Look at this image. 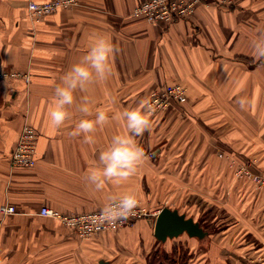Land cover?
I'll return each instance as SVG.
<instances>
[{
  "label": "crops",
  "instance_id": "crops-1",
  "mask_svg": "<svg viewBox=\"0 0 264 264\" xmlns=\"http://www.w3.org/2000/svg\"><path fill=\"white\" fill-rule=\"evenodd\" d=\"M48 1L0 0V208L14 207L0 212V257L9 264H161L150 262L153 253L171 252L175 244L156 240L153 218L81 239L41 214L42 208L68 215L98 211L108 196L133 191L144 204L164 200L158 210L176 209L196 222V209L182 207L197 204L192 199L234 219L205 230L209 245L198 252L190 242L187 260L173 264H264V182L256 180H264V58L257 59L252 46L264 36V0H203L192 16L170 24L132 16L144 0H76L31 20L29 2ZM93 35L115 45L113 73L106 83L77 92V104L88 96L93 113L104 108L111 116L146 105L163 87L187 88L186 102L161 116L152 157L145 153L134 177L103 192L86 174L112 136L126 131L122 123L110 121L89 144L70 135L81 119L75 106L59 131L47 120L53 81L86 54ZM240 98L248 101L244 108ZM26 121L39 135L36 162L12 169ZM136 139L139 145L148 140L144 134ZM184 190L189 199L183 203Z\"/></svg>",
  "mask_w": 264,
  "mask_h": 264
},
{
  "label": "clouds",
  "instance_id": "clouds-1",
  "mask_svg": "<svg viewBox=\"0 0 264 264\" xmlns=\"http://www.w3.org/2000/svg\"><path fill=\"white\" fill-rule=\"evenodd\" d=\"M90 39L91 44L86 54L71 65L58 83L53 81L54 92L47 110V120L51 130L59 131L65 121L71 118L72 112L69 110L75 106L81 119L70 135L83 136L84 141L89 144L95 142L93 134L110 121L122 123L126 131L112 136L109 145L99 151L98 159L86 174V180L94 190L103 192L109 184L120 186L129 181L145 162L144 149L138 144L136 137L142 136L151 128V105L142 102L140 107L126 108L110 116L109 110L104 108H97L93 113L89 107L92 101L88 96H83L77 104V92L85 93L93 85L106 83L113 73V59L117 49L111 39L100 35H93ZM252 46L256 58H264V36L254 40ZM237 102L241 108L248 104L245 98H240ZM137 207L138 197L133 191L110 195L99 215L91 219L97 225L115 224L136 215ZM45 215L53 217L55 214L48 211ZM0 264H9L8 258L0 257Z\"/></svg>",
  "mask_w": 264,
  "mask_h": 264
},
{
  "label": "built area",
  "instance_id": "built-area-1",
  "mask_svg": "<svg viewBox=\"0 0 264 264\" xmlns=\"http://www.w3.org/2000/svg\"><path fill=\"white\" fill-rule=\"evenodd\" d=\"M203 2V0H144L133 10L132 16H143L149 22L154 24H170L192 16L197 5ZM76 4V0H52L44 3L29 2L27 11L31 20L39 21L45 15L53 14L61 9ZM186 100L187 88L182 84L175 83L153 91L150 94L146 105H151L150 114L158 115L167 111L173 106V104H183ZM38 136L36 129L26 121L11 155L10 167L12 169L31 168L35 165V152ZM256 180L260 181V183L264 182V180H259V178H256ZM6 209L10 211H5ZM48 211L55 214L53 217L49 218L56 219L65 227L72 229L81 239H89L103 232L116 231L140 219H155L159 213V210L150 211V209L139 199L138 207L135 210L136 215L130 216L126 220L118 221L115 224H94L91 217L99 215L100 210L68 215L53 209L42 208L41 214L46 216L45 213ZM0 212L4 215L13 213L14 207L4 205L0 208Z\"/></svg>",
  "mask_w": 264,
  "mask_h": 264
},
{
  "label": "rangeland",
  "instance_id": "rangeland-1",
  "mask_svg": "<svg viewBox=\"0 0 264 264\" xmlns=\"http://www.w3.org/2000/svg\"><path fill=\"white\" fill-rule=\"evenodd\" d=\"M175 104H177V103H175ZM175 104H173V106ZM172 107H170L167 111L163 112L162 114H158V115L150 114L151 128H150V130H148L144 133V136L148 140H146L144 142H140V146H142V148L145 150L146 155H148V157H150V158L152 157L153 149L156 146V132H157L156 126H157L161 116L164 115L166 112H168ZM220 157H223V155H220ZM187 175H189V173H187ZM184 176H186V175L184 173H182L181 174L182 185H184V183H186V181L184 180ZM187 180H188V178H187ZM188 193L189 192L187 190H184L182 192V199L181 200L183 203L188 198V196H187ZM149 195H150V193H149ZM151 198L156 203L154 206H152L151 204H144V203L143 204L146 205V207L149 208L150 211H158V208H160L162 206L161 202L164 200H162V201H160V203H158L159 201L155 197H151ZM153 198H155V199H153ZM192 201L196 202L197 204H188L189 202H187L186 205H184L182 207L184 210H186V212L190 211L188 213H191V211H194L196 209V211L193 212L194 213L193 215L199 219V223L203 227L204 230L215 231L218 228L225 227L227 224L230 225L234 221V219L232 217L226 216V214H224V211H222L221 209H217V210L210 209V208L207 209L208 207L205 206L203 201H200L198 199H192ZM180 204H182V203H180ZM213 218H217V220L214 221ZM180 240H185V241H180ZM171 242L175 244L173 246L171 252L166 253L162 248H160L159 249L160 252L158 250V251L153 253L152 258H150V262H153V261L156 262L157 261V262H160L161 264H173L176 261L183 262V261L187 260V258H188V247L187 246H188V244H190V242L192 244H196L198 246V252L200 250H203L204 248H206L205 246L207 243H208L207 246L209 245L208 235L206 237L202 238L201 240H199L197 238H188L187 235H182L179 238L172 239ZM165 243H167V241ZM165 243H162V244H165Z\"/></svg>",
  "mask_w": 264,
  "mask_h": 264
},
{
  "label": "water",
  "instance_id": "water-1",
  "mask_svg": "<svg viewBox=\"0 0 264 264\" xmlns=\"http://www.w3.org/2000/svg\"><path fill=\"white\" fill-rule=\"evenodd\" d=\"M186 234L189 238L201 240L207 236L199 222L186 217L176 209L162 208L154 220V236L157 241L165 243ZM100 264H107L102 261Z\"/></svg>",
  "mask_w": 264,
  "mask_h": 264
}]
</instances>
